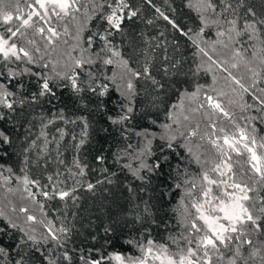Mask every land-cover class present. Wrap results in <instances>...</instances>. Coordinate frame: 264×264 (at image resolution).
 <instances>
[{
	"label": "snow or ice",
	"instance_id": "obj_1",
	"mask_svg": "<svg viewBox=\"0 0 264 264\" xmlns=\"http://www.w3.org/2000/svg\"><path fill=\"white\" fill-rule=\"evenodd\" d=\"M144 3L188 37L201 57L184 74L192 87L180 89L175 102H167L166 81L181 74L180 61L157 65L148 38L144 47L125 43L127 23L142 18L132 0H0V122L9 125L0 130V159L14 153L19 160V171L0 164V221L7 225L0 236L12 241L0 242V264H264V129H258L264 125V0L259 10L248 0H186L199 21L188 31L152 0ZM241 66L246 72L238 75ZM201 74L211 82L199 83ZM64 91L81 104L86 95L95 100V110L128 141L114 161L131 177L130 198L143 204L124 220L137 233L123 240L131 251L113 247L120 237L112 220L102 240L92 235L87 247L77 245L81 194L96 195L117 173L104 166L103 155L95 157L99 169L76 155L64 170H47L53 142L58 163L65 164L59 159L65 129L57 126L59 137L50 140V127L79 122L76 153L88 143L87 117L43 109ZM159 110L163 122L152 116ZM25 113L39 121V132L33 137L30 120L14 141L11 133L21 127L16 118ZM140 119L148 126L137 127ZM178 149L183 166L171 170L168 190L160 194H177L174 224L172 230L164 225L167 236L159 241L151 232L157 224L152 206L139 193L150 190L167 153ZM33 168L43 171L33 175Z\"/></svg>",
	"mask_w": 264,
	"mask_h": 264
},
{
	"label": "trees",
	"instance_id": "obj_2",
	"mask_svg": "<svg viewBox=\"0 0 264 264\" xmlns=\"http://www.w3.org/2000/svg\"><path fill=\"white\" fill-rule=\"evenodd\" d=\"M153 4L165 12L171 19H173L184 31L189 29H196L199 26V21L196 18V14L193 10L186 7V0H152ZM132 3L138 7H141V17L134 22H128L126 27V33L128 39L125 41L127 44L129 41H134L138 47H144L145 38L150 39L151 44L154 46V51L152 55L156 57L155 63L158 65L160 63H171L172 61H180V75L173 77V81L169 83L171 85V90L168 92L167 102H175L177 92L182 88L192 87V77L189 75H184L188 73L190 67H195V64L199 62L201 57L197 55L196 49L188 37L181 35L179 31L173 29L167 21L159 16L144 0H132ZM249 4L257 7L259 10L260 4L259 0H248ZM152 19L153 23L151 25L147 24V20ZM162 34V35H161ZM206 37L209 39H214L212 30H206ZM159 44V47L155 45ZM165 55L169 58L167 61L164 60ZM207 60L206 57H203ZM111 71V69H109ZM233 72L237 70L233 69ZM246 72V69L241 66L237 74L242 75ZM154 75H157L158 79H164L162 73L156 72L154 70ZM221 75H226L223 73ZM210 77L201 74L199 78V83H210ZM223 81L221 84L223 85ZM116 98V94L113 93V99ZM238 99V98H237ZM244 101L251 103V97L247 94L244 95ZM86 105V107H85ZM95 100L90 99L87 95L84 97L83 104L77 101L71 94L64 91L60 95V99L53 101L52 104H44L43 109L45 112L58 111L59 109H65L66 115L70 118L85 116L87 117L91 127L89 129L88 143L81 150L79 154L76 153L74 149V144L78 142L80 137V132L82 125L77 122L75 125L69 123L67 125L63 122H58L56 126H52L48 129L49 139L53 137H59V133L56 132V127H63L65 129V136L59 143L60 156L59 159L65 161L64 165L58 163L57 160V145L55 142L49 145L50 152V162L47 165V170L49 172L55 171L57 168L61 170L65 169V166H71L73 157L79 155L84 163L89 164L93 168L99 169L101 166L95 161L97 155H103L105 157V165L111 171L117 173L114 184H105L98 188L96 195L91 193H82V200L80 203V208L76 209L79 213L78 223L81 227L82 235L76 238L77 245L79 246L82 242L84 246L87 247L91 243V236L96 235L98 239H103V227L110 220L118 221L114 223V228L117 230V235L120 237L115 240L113 247L116 250L123 252L131 251V249L123 244L124 238H126L130 233L136 235L137 233L133 229L131 223L128 227H124V220H131L130 212L135 211L136 204H140V209L142 210L143 204L140 200H133L130 198L127 191L126 185L131 182V177L126 173L120 171V165L114 161V153L119 152L123 147H125L128 141L121 137L119 130L113 128L107 121V117L104 113L95 110ZM109 109H112L114 105L109 103ZM36 115H39L41 109L36 108ZM236 111H239L237 108ZM254 114V113H251ZM152 116L163 122V110L152 112ZM21 125L18 130H15L11 134L13 135L14 141L16 137L19 136L21 139L24 137L26 129L29 125V121L32 122V135L39 132V121L32 120L28 113L20 115L16 118ZM148 126V121L140 119L137 122V127ZM9 125L0 122V130L8 131ZM258 129H264V125L258 124ZM153 131L159 132L158 128H153ZM73 136L77 139L74 140ZM39 143V142H38ZM132 143H136V137L133 135ZM159 144L156 141L154 147ZM179 153V154H177ZM159 154V153H158ZM169 155V160L165 163L163 172L157 177H152L151 184L148 186L149 191L146 193H139L143 200H148L152 206L153 215L157 220L156 225L151 226V232L154 239L159 241H164L167 236V231L164 225L169 224V230H172L171 225L174 224V220L171 216V209L175 205L177 200V194L173 193L170 197L165 196L161 199L160 194L166 192L167 186L171 183L169 179V173L172 169L177 166H183L180 156L183 155V150L178 149L175 153H167ZM0 164L11 166L19 171V160L17 156L13 153L10 157L0 159ZM169 165L171 167H169ZM193 171H198L195 167ZM43 169H32L33 175H38ZM98 173H93L92 178ZM138 183V182H137ZM0 227L6 228L7 225L0 221ZM0 242L5 245L12 243V241L7 236H0ZM99 246V244H97Z\"/></svg>",
	"mask_w": 264,
	"mask_h": 264
},
{
	"label": "rangeland",
	"instance_id": "obj_3",
	"mask_svg": "<svg viewBox=\"0 0 264 264\" xmlns=\"http://www.w3.org/2000/svg\"><path fill=\"white\" fill-rule=\"evenodd\" d=\"M213 55H215L214 53H213ZM200 61V60H199Z\"/></svg>",
	"mask_w": 264,
	"mask_h": 264
}]
</instances>
